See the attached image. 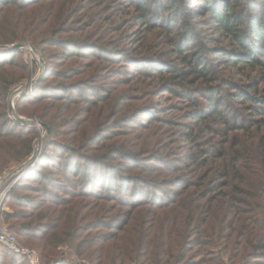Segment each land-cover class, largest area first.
Returning a JSON list of instances; mask_svg holds the SVG:
<instances>
[{
	"label": "trees",
	"instance_id": "trees-1",
	"mask_svg": "<svg viewBox=\"0 0 264 264\" xmlns=\"http://www.w3.org/2000/svg\"><path fill=\"white\" fill-rule=\"evenodd\" d=\"M19 42L46 66L16 112L50 133L0 221L42 264L61 247L91 264H207L209 248L264 264V0H0V45ZM23 55L0 50V175L38 136L8 116Z\"/></svg>",
	"mask_w": 264,
	"mask_h": 264
},
{
	"label": "rangeland",
	"instance_id": "rangeland-1",
	"mask_svg": "<svg viewBox=\"0 0 264 264\" xmlns=\"http://www.w3.org/2000/svg\"><path fill=\"white\" fill-rule=\"evenodd\" d=\"M192 2H194V0H191ZM125 30V35H131V34H133V32H132V29H130V28H125L124 29ZM21 51L23 52V56H24V58H26V60H28V73H27V77H26V79H23L21 82H19L18 84H15L12 88H11V91H10V93L8 94V99L14 94V93H16V90L19 88V86H23L24 84H26L28 81H29V78L30 77H33V76H35V75H37V73L39 72V73H41V72H43V70H44V67L46 66V64H45V61L41 58V56L39 55V53L37 52L36 53V55L34 54V53H31V52H29L28 51V49H26L25 47L24 48H22L21 49ZM36 82V81H35ZM34 82V83H35ZM33 86H34V84H33ZM33 86H32V89H33ZM22 94H25L24 92L23 93H21L20 94V96L22 95ZM19 96V97H20ZM168 95L165 93V92H163V91H161V93H160V95L159 96H155V97H153V100L156 102V103H159L160 105H165L167 102H168V99H169V97H167ZM17 97V96H16ZM18 97V98H19ZM18 98H16L15 99V102H16V100L18 99ZM14 112H16V107H15V103H14ZM17 113V112H16ZM18 114V113H17ZM8 116L11 118V119H13L12 118V113L11 112H9L8 111ZM164 116L165 117H167V118H171V117H174V116H177V114L176 113H174V112H167V113H165L164 114ZM26 118H28V117H26ZM35 127H36V129H37V131H38V136H37V138L35 139V141H34V146L36 145V140L37 139H39V137H40V134L42 133V134H44V130H43V128L41 127V126H36L35 125ZM165 128H168V127H165ZM179 129H178V127L177 126H174V127H172L171 128V132H172V134H173V136H175V137H178L179 135H180V131H178ZM43 136V139H44V137H45V135H42ZM43 142V141H42ZM180 145H178V149L182 146L181 145V143H179ZM34 146H33V148H34ZM41 149H42V143H41V145H40V147H39V151L41 152ZM178 149H176V147H175V152H178ZM181 150V149H180ZM182 151V150H181ZM181 154V153H180ZM39 155H40V153L38 154V157H39ZM176 155L178 156L179 154L178 153H176ZM38 159V158H37ZM37 161V160H36ZM25 169H26V167L24 168V171H25ZM29 169V168H28ZM23 172V169L21 170V173ZM24 173V172H23ZM21 176V175H20ZM20 176H18L17 178L14 176V177H12L10 180H8L7 181V183H10L9 185H10V187H9V189L14 185V183L18 180V178L20 177ZM8 202H9V198L8 197H6V194H5V196L3 197V202H2V207H1V210L2 209H10L9 208V206H8ZM17 238V237H16ZM18 240V239H17ZM19 241V240H18ZM20 242V241H19ZM21 243V242H20ZM23 244V243H22ZM24 245H26V244H24ZM28 246V245H27ZM191 246H193V247H191V248H193V250H194V248H196V245H194V243H193V245H191ZM5 247V246H4ZM30 247V246H29ZM7 248V247H6ZM30 248H32V247H30ZM61 248H65L64 249V251H63V249L61 250L60 248H59V253H58V256H57V259L55 260V261H52L51 263H49V264H73V263H76V264H91L90 262H88V260H85V262L84 261H82L84 258H82V257H79L78 256V260H76L75 258H73V256H72V254H75L74 253V251L71 249V248H68V247H61ZM209 248V247H208ZM8 249V248H7ZM34 249V248H33ZM1 250H3L4 252H5V249L4 248H2ZM209 250V253L204 257V259H206L207 260V264H218L217 262H222V263H220V264H229V261H228V258H227V256L226 255H220V252L218 251L217 252V249H212V248H209L208 249ZM198 258V256H196V257H194L193 259H197ZM200 259H198V261H199ZM217 260V261H216ZM214 261H216V262H214ZM7 262H9V258H5V257H3L1 260H0V264H6ZM21 262V261H20ZM19 262V260L18 261H16V264H21ZM197 262V261H196ZM251 262V264H260V261H250ZM130 264H135V263H130ZM201 264H203V263H201Z\"/></svg>",
	"mask_w": 264,
	"mask_h": 264
},
{
	"label": "built area",
	"instance_id": "built-area-1",
	"mask_svg": "<svg viewBox=\"0 0 264 264\" xmlns=\"http://www.w3.org/2000/svg\"><path fill=\"white\" fill-rule=\"evenodd\" d=\"M25 48L28 49L29 52L33 53L30 50V48L28 46V43L25 46ZM35 77H36V75L29 78V81L26 83V84L29 83V85H27L25 87V89L20 90L18 92L16 90V96H17L16 98H18L20 96V94L23 93V92L25 94H29V93L32 92V86L34 84L33 80L35 79ZM19 87H21V86H19ZM7 100H8V98H7ZM14 103L15 102L12 103L13 106H14ZM36 147H37V145H35L34 148L39 151V148H36ZM39 153H40V151L38 152V154ZM38 154H37L36 159L31 164L26 166L25 171L29 167H32L35 164V162H36V160L38 158ZM18 165L12 167L9 170H6V171L2 172V174L0 175V211H1V207H2L3 197L5 196V194H7V191L9 190V187H10V185H9L10 183H7L8 180L5 179V178H7L8 174L12 170H14ZM24 168L25 167L22 168L23 172H25ZM21 170L19 171V173L17 175H15L16 178L23 173V172L21 173ZM0 245L7 247L10 251H12L14 253L22 255L25 258L27 264H42L41 261H40L38 252L35 249L30 248L29 246L20 243L17 240L16 236L13 233L9 232L8 229L1 223V221H0ZM60 249L61 250L63 249V251H64L65 248H60ZM72 256H73V258L78 260V256L76 254H72ZM85 260L86 259H83L82 261L85 262Z\"/></svg>",
	"mask_w": 264,
	"mask_h": 264
},
{
	"label": "water",
	"instance_id": "water-1",
	"mask_svg": "<svg viewBox=\"0 0 264 264\" xmlns=\"http://www.w3.org/2000/svg\"><path fill=\"white\" fill-rule=\"evenodd\" d=\"M26 45H27L26 42H19V43H15L12 45H0V50L22 49ZM28 46H29L30 50L36 55L37 51L35 50V48H33L29 43H28ZM41 74H42V72L41 73L38 72L33 81L34 82L37 81V79L40 77ZM26 85L27 84H24L23 86L19 87L17 89V92L25 89ZM7 105H8V111L12 113V118L15 119L16 121L20 122L21 124H32L34 126L35 125L41 126L44 130L43 135H47L50 133V128L46 124L42 123L40 120L35 119V118H26L24 116L17 114L16 112H14V106H13L10 98L7 100ZM38 152H39L38 150L33 148L31 154L27 157V159H25L23 162H21L14 170H12L8 174L7 178H5V179H7V180L11 179L15 175H17L23 167H26L27 165L31 164L36 159Z\"/></svg>",
	"mask_w": 264,
	"mask_h": 264
},
{
	"label": "bare ground",
	"instance_id": "bare-ground-1",
	"mask_svg": "<svg viewBox=\"0 0 264 264\" xmlns=\"http://www.w3.org/2000/svg\"><path fill=\"white\" fill-rule=\"evenodd\" d=\"M27 85H29V83H28ZM27 85H26V86H27ZM15 98H16V93H14V94L10 97L12 103L15 102ZM42 135H43V134L41 133L39 139L36 141V145H37L36 148H39L40 145H41V143H42V138H43Z\"/></svg>",
	"mask_w": 264,
	"mask_h": 264
}]
</instances>
